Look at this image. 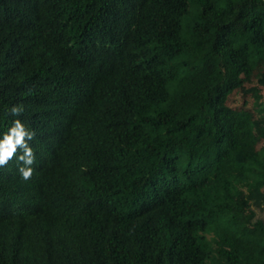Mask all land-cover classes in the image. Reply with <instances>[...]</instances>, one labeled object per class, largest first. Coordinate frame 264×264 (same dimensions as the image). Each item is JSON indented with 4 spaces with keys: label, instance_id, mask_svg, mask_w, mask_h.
Masks as SVG:
<instances>
[{
    "label": "trees",
    "instance_id": "1",
    "mask_svg": "<svg viewBox=\"0 0 264 264\" xmlns=\"http://www.w3.org/2000/svg\"><path fill=\"white\" fill-rule=\"evenodd\" d=\"M13 104L0 264H264V0H0Z\"/></svg>",
    "mask_w": 264,
    "mask_h": 264
},
{
    "label": "clouds",
    "instance_id": "2",
    "mask_svg": "<svg viewBox=\"0 0 264 264\" xmlns=\"http://www.w3.org/2000/svg\"><path fill=\"white\" fill-rule=\"evenodd\" d=\"M9 111L13 119L7 131L0 132V167L6 165L15 154L16 159L21 162L18 164L19 174L22 179L27 180L32 175L35 159L33 148L28 143L34 132L19 118L24 111L22 105L13 104ZM18 149L21 151L18 152Z\"/></svg>",
    "mask_w": 264,
    "mask_h": 264
},
{
    "label": "rangeland",
    "instance_id": "3",
    "mask_svg": "<svg viewBox=\"0 0 264 264\" xmlns=\"http://www.w3.org/2000/svg\"><path fill=\"white\" fill-rule=\"evenodd\" d=\"M234 98H236V95L235 94H234L233 97H231V101H233ZM257 215L264 220V208L261 209V210H257Z\"/></svg>",
    "mask_w": 264,
    "mask_h": 264
}]
</instances>
